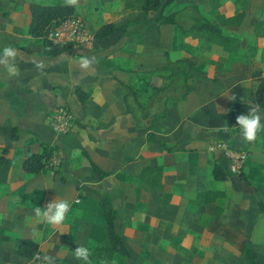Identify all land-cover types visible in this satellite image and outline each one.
Instances as JSON below:
<instances>
[{"label": "crops", "instance_id": "0c3cea01", "mask_svg": "<svg viewBox=\"0 0 264 264\" xmlns=\"http://www.w3.org/2000/svg\"><path fill=\"white\" fill-rule=\"evenodd\" d=\"M30 1L66 3L0 0V55L6 46L14 48L19 69V75L12 76L0 64V151L6 148L10 161L6 180L0 182V264H40L37 253L51 255L55 264H85L73 255L80 245L90 249L88 264H127L121 254L109 252L97 203L103 192L109 193L116 209L115 226L130 259L135 248L125 234L138 231L143 238L145 231L155 228L151 242L163 244L165 203H178L184 208L192 204L209 215L218 206L222 228H234L242 248L247 243L262 264L264 212L257 206L254 183L264 180V128L248 142L239 126L224 125L222 115L236 101L256 105L253 92L264 79V44L246 43L243 30L224 28L219 20L228 15H223L218 2L213 15L218 21L211 16L215 8L209 0H172L161 12L175 11L185 27L195 15V5L234 39L229 46L207 39L204 30L182 32L174 23L155 20L157 9L144 15L125 7L123 0H78L73 12L92 34L107 21L117 28L94 37L91 47L70 44L50 55L43 52L41 36L27 34ZM166 57L191 61L186 78L190 88L183 98H176L179 75L163 69ZM161 85L165 90L150 96L151 86ZM75 89L87 93L83 101ZM164 99L165 115L157 117L150 130L156 139L173 146L171 150L147 140V122L141 116V105L157 111ZM59 104L72 113L71 127L64 133L47 124L49 111ZM260 112L264 125V110ZM12 127L15 137L10 136ZM41 141L58 152L55 170L45 165L37 172L24 171L22 160L40 152ZM216 141L224 142L228 150L244 152L239 172L248 183L228 170L229 157L215 147ZM81 149L107 174L99 177ZM214 163L226 178L212 177ZM146 167L150 172L145 175ZM145 179L148 184L143 187ZM211 189L222 195L197 200V193ZM62 199L71 207L61 225L38 222L35 206L44 208ZM21 237L37 242L31 257L16 254ZM141 238L137 242L146 243Z\"/></svg>", "mask_w": 264, "mask_h": 264}, {"label": "trees", "instance_id": "16d2710c", "mask_svg": "<svg viewBox=\"0 0 264 264\" xmlns=\"http://www.w3.org/2000/svg\"><path fill=\"white\" fill-rule=\"evenodd\" d=\"M172 0H140L138 4H134L133 0H123L125 7L131 9H136L138 12H142L144 15L149 10L157 9L159 12L154 17L155 20L159 22H169L176 24L182 32H185L188 29H197L204 30L208 33L207 39L216 41L224 46H229L234 39L231 36L225 35L221 32L220 28L213 24L209 19L204 15L200 14L197 7L192 5V8L195 11V15L192 17V20L188 26L181 25L176 19L175 11L169 13H162L161 9L163 6L171 2ZM211 7L215 6L217 1L209 0ZM214 1V4L212 3ZM73 5H67L66 3H52V4H43L37 1L28 2L29 10V21L27 24V34L31 36H41L42 37V49L43 52L50 55H55L66 49L70 44H59L53 43L46 39L45 32L51 26L57 23L60 19L75 14L73 12ZM117 26L110 21L103 22L99 24L93 31V36L96 38H102L111 32H113ZM191 66V61L184 58H177L174 60H169L166 57V63L163 66L164 70H169L171 74L179 75V91L176 95V98H183L187 91L190 88V85L187 83L186 78L188 70ZM152 92L150 96L155 95L156 93L165 90V85L161 86H151ZM76 97L79 101H83L87 93L75 89ZM254 102L259 107L260 110H264V79H261L257 82L254 92ZM149 96V97H150ZM167 96V95H166ZM165 96V97H166ZM164 101L161 103V107L157 111H147L145 105H141V116L146 118L148 131L146 132V138L148 141L155 142L166 150L173 149V146L164 144L161 140H158L154 137V133L150 130L152 128L153 122L157 117L164 116ZM250 103L236 101L233 102L226 112L223 113V122L226 127L238 126L236 125V117L240 114L246 113ZM16 133L14 132V127L10 131V136L15 137ZM42 150L40 152H33L24 157L21 162V167L26 172H37L44 165L47 156L51 153V148L54 145H48L45 141H41ZM6 148H2L0 151V182L6 180L7 171L10 167V161L5 156ZM82 154L87 159L91 168L96 172L99 177H103L107 172L101 170L87 155L84 149H81ZM149 168H145V175L150 171ZM151 174V173H150ZM212 177L215 179H224L226 174L224 170L217 165L213 164L211 168ZM144 175V174H143ZM245 183H248L245 176L239 172L237 174ZM254 188L256 189L257 195V206L264 212V180L261 182L254 183ZM222 195L221 191L218 190H205L203 192L197 193L198 201H209L212 200L215 196ZM97 203L101 210L103 219H104V232L106 235V242L108 245L109 252H118L126 260H130V251L124 245L117 229L115 226L116 219V209L112 204L110 195L108 192H103L97 198ZM37 248V242L30 237H21L17 241L16 245V254L24 257H31ZM243 254L247 260L248 264H260L256 260V256L252 248L245 243L242 248Z\"/></svg>", "mask_w": 264, "mask_h": 264}, {"label": "rangeland", "instance_id": "374dc122", "mask_svg": "<svg viewBox=\"0 0 264 264\" xmlns=\"http://www.w3.org/2000/svg\"><path fill=\"white\" fill-rule=\"evenodd\" d=\"M133 1L134 4H138L140 0ZM215 1L218 2L217 6L223 11V15H228L222 22L219 20L224 28L243 30L246 43L253 44L258 40L259 44H264V0ZM212 3L214 4V1ZM217 6L216 8L213 6L212 8L215 9L210 12L213 18H215V11H218ZM52 158L56 160L52 161ZM57 159L58 152L51 151L45 160L47 168L55 170L54 165ZM147 184V179L141 180L143 187ZM220 212L218 206H215L209 215L203 210H197V207L194 209L192 204L184 208L182 204L165 203V219L167 220L164 221L165 225L162 229L165 242L163 244L151 242L152 235L156 232L155 228L145 231L143 238L138 231H133L132 233H136L133 235L125 234L126 239L130 240L129 245L135 248L134 258L129 261L124 260L125 263L245 264L246 260L241 250L242 243L238 241L234 228H222ZM222 220L224 221V218ZM225 231L231 232L228 235L222 234ZM140 238L146 243L137 242ZM261 261L264 264L263 254H261Z\"/></svg>", "mask_w": 264, "mask_h": 264}, {"label": "clouds", "instance_id": "9594fccd", "mask_svg": "<svg viewBox=\"0 0 264 264\" xmlns=\"http://www.w3.org/2000/svg\"><path fill=\"white\" fill-rule=\"evenodd\" d=\"M67 5H77L78 0H66ZM18 52L11 46H6L0 55V64H3L9 75H19V69L16 67L14 61ZM88 63L87 60L84 61ZM36 67L42 68V64L37 63ZM236 125L239 126L242 138L245 141L252 142L256 139L257 134L264 128L261 124V112L257 105H250L246 113L240 114L236 117ZM71 203L68 200H56L47 203L44 208L34 207V214L38 222H43L49 225H61L70 210ZM74 257L77 260H82L88 264L91 255L90 249L87 246L80 245L74 249ZM37 260L40 264H55L54 258L51 255L44 254L41 256L37 253Z\"/></svg>", "mask_w": 264, "mask_h": 264}, {"label": "built area", "instance_id": "2783aa9c", "mask_svg": "<svg viewBox=\"0 0 264 264\" xmlns=\"http://www.w3.org/2000/svg\"><path fill=\"white\" fill-rule=\"evenodd\" d=\"M45 37L53 43L81 44L87 48L91 47L94 39L92 32L87 29L83 19L77 14L68 15L51 25L46 30ZM47 124L54 132L68 131L72 124L71 110L64 104L56 105L47 115ZM215 147L221 148L229 157L228 170L232 173H239L245 157L244 152L228 150L224 142L220 141L215 142Z\"/></svg>", "mask_w": 264, "mask_h": 264}]
</instances>
